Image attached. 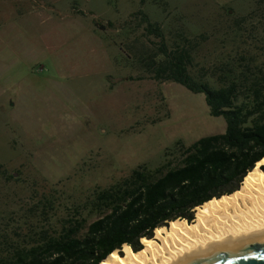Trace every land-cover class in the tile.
<instances>
[{
	"label": "rangeland",
	"instance_id": "obj_1",
	"mask_svg": "<svg viewBox=\"0 0 264 264\" xmlns=\"http://www.w3.org/2000/svg\"><path fill=\"white\" fill-rule=\"evenodd\" d=\"M140 10L169 42L177 30L197 40V68L264 61L256 0H0V164L12 175L0 176V240L56 227L96 187L159 166L177 140L224 132L203 94L138 66L153 48L126 23ZM244 15L252 29L226 38Z\"/></svg>",
	"mask_w": 264,
	"mask_h": 264
},
{
	"label": "trees",
	"instance_id": "obj_2",
	"mask_svg": "<svg viewBox=\"0 0 264 264\" xmlns=\"http://www.w3.org/2000/svg\"><path fill=\"white\" fill-rule=\"evenodd\" d=\"M256 3L263 11L264 0ZM249 16L235 19L225 30L226 38L235 41L252 29ZM132 19L153 45L139 51L138 66L155 81L174 82L203 94L209 115L225 120L224 132L189 145L177 140L164 151L159 166L139 165L114 184L96 187L54 228L29 229L26 239L17 234L14 239L2 238L0 264H99L123 244L136 251L141 248L140 239L151 238L155 228L175 219L190 222L196 206L237 190L246 173L264 157V61L254 64L250 56L240 71L229 61L210 71L197 68L193 54L197 40L177 30L169 42L162 25L141 10L130 14L126 23ZM5 175L0 164V176ZM84 211L95 219L88 222Z\"/></svg>",
	"mask_w": 264,
	"mask_h": 264
},
{
	"label": "bare ground",
	"instance_id": "obj_3",
	"mask_svg": "<svg viewBox=\"0 0 264 264\" xmlns=\"http://www.w3.org/2000/svg\"><path fill=\"white\" fill-rule=\"evenodd\" d=\"M264 158L243 177L237 190L194 208L190 222L175 219L140 239L134 251L123 244L99 264H181L199 256L264 237Z\"/></svg>",
	"mask_w": 264,
	"mask_h": 264
},
{
	"label": "water",
	"instance_id": "obj_4",
	"mask_svg": "<svg viewBox=\"0 0 264 264\" xmlns=\"http://www.w3.org/2000/svg\"><path fill=\"white\" fill-rule=\"evenodd\" d=\"M181 264H264V237L246 240Z\"/></svg>",
	"mask_w": 264,
	"mask_h": 264
}]
</instances>
